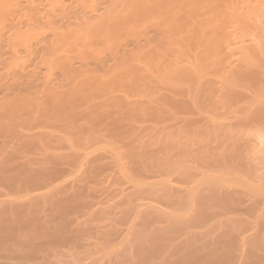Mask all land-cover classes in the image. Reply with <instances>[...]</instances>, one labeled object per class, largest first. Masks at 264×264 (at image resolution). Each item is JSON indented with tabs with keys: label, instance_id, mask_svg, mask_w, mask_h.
I'll return each mask as SVG.
<instances>
[{
	"label": "rangeland",
	"instance_id": "rangeland-1",
	"mask_svg": "<svg viewBox=\"0 0 264 264\" xmlns=\"http://www.w3.org/2000/svg\"><path fill=\"white\" fill-rule=\"evenodd\" d=\"M0 73V169L41 180L0 207L84 240L38 264H114L138 233L264 264V0H0Z\"/></svg>",
	"mask_w": 264,
	"mask_h": 264
},
{
	"label": "bare ground",
	"instance_id": "bare-ground-1",
	"mask_svg": "<svg viewBox=\"0 0 264 264\" xmlns=\"http://www.w3.org/2000/svg\"><path fill=\"white\" fill-rule=\"evenodd\" d=\"M85 11L82 13H85ZM24 70L25 68H20L18 72L20 77H25L30 73L28 71L24 72ZM5 77L6 74L0 73V84ZM48 122L54 124L56 118L53 121L50 119ZM4 137H10L8 124L0 128V138ZM28 148L22 147V151H19L20 154H24ZM13 162L14 160L7 161L0 169L1 187L4 186L11 193V191L31 189L40 184L38 182H41V180L38 182L29 180L30 178L28 179L27 176H22V172L20 174L16 169L14 170ZM11 166H13V169ZM20 176L27 178V180H24V178L22 180ZM37 177L38 180L39 175ZM213 199H218V195L214 194ZM203 202L201 203L200 201V204L204 205ZM37 205L35 204L34 208H30L20 203H9V205L6 204V206L0 207V264H38L48 256V249L56 253L58 249L66 246L67 248H73V251L78 254V251L84 247L82 237L66 238L64 236L68 233L67 226L69 225L68 223L66 225L64 216L60 214L59 217L54 216L51 219H48L50 217L41 218L38 214L40 204ZM63 206L64 203H59L57 210H62ZM138 234L141 235V238L140 236L138 238L140 239L139 243L135 240L138 245L134 244L136 247H130L131 250H127L128 254L121 255L122 257L125 256L124 260L119 261L122 258L120 257L118 262L114 264H220L223 261L218 255L216 248L208 252V250L199 249L201 248L199 246L189 251L188 244H180L182 246H177V248L173 249L172 244V247L168 245V243H172L169 235L150 234L151 236L148 237L149 235H146V238L145 234L142 233L144 237L142 234ZM32 245H39L40 248L32 250ZM95 262L97 261H92L88 264H94ZM224 263L227 264L226 262ZM260 263L258 260L253 264Z\"/></svg>",
	"mask_w": 264,
	"mask_h": 264
}]
</instances>
